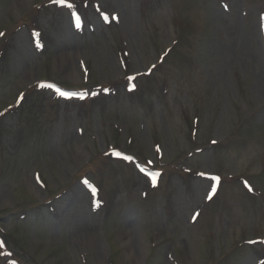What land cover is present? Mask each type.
I'll list each match as a JSON object with an SVG mask.
<instances>
[{
    "label": "rangeland",
    "instance_id": "1",
    "mask_svg": "<svg viewBox=\"0 0 264 264\" xmlns=\"http://www.w3.org/2000/svg\"><path fill=\"white\" fill-rule=\"evenodd\" d=\"M0 264H264V0H0Z\"/></svg>",
    "mask_w": 264,
    "mask_h": 264
},
{
    "label": "trees",
    "instance_id": "2",
    "mask_svg": "<svg viewBox=\"0 0 264 264\" xmlns=\"http://www.w3.org/2000/svg\"><path fill=\"white\" fill-rule=\"evenodd\" d=\"M35 13V12H34ZM33 12L29 13L26 17H24L21 23L27 27L29 22L32 20ZM47 85H37L32 87L31 89L25 91L19 99V104L16 107V112L19 114L20 118L25 117L27 118L30 115V109H32L36 100L41 103L45 100L49 89L46 87ZM56 90H60V92H64L66 89L57 86Z\"/></svg>",
    "mask_w": 264,
    "mask_h": 264
},
{
    "label": "snow or ice",
    "instance_id": "3",
    "mask_svg": "<svg viewBox=\"0 0 264 264\" xmlns=\"http://www.w3.org/2000/svg\"><path fill=\"white\" fill-rule=\"evenodd\" d=\"M55 3H57L58 5H64V4H65V0H55ZM37 35H38V34H37ZM61 95H63V93H62ZM117 155H119V154H117ZM201 175H203V173H202ZM151 179H152L153 183L156 182V176H155V175H153V176L151 177ZM212 179L215 180V179H218V178H212ZM249 190H251V189H249ZM91 192H92L93 194H95V189H91ZM213 195H215V191H213ZM208 198L211 199V196H209ZM197 215H198V214H197ZM194 219H195V217H194Z\"/></svg>",
    "mask_w": 264,
    "mask_h": 264
}]
</instances>
